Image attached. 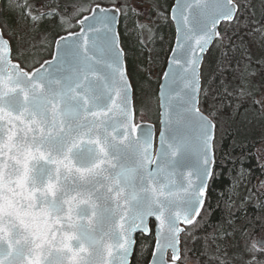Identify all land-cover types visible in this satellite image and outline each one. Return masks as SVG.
Here are the masks:
<instances>
[{"label": "snow or ice", "instance_id": "obj_1", "mask_svg": "<svg viewBox=\"0 0 264 264\" xmlns=\"http://www.w3.org/2000/svg\"><path fill=\"white\" fill-rule=\"evenodd\" d=\"M17 7L34 29L56 21L66 34L57 35L50 58L29 63L36 53L19 41L14 47L9 29L0 27V264H130L134 234L149 233L153 219L151 264H166L168 248L175 264L180 225L197 222L216 176L219 113L212 109L219 97L209 87L201 100V64L223 40L220 26L251 5L175 0L176 42L160 84L158 135L153 125L135 122L117 27L124 5L8 0L9 9ZM258 243H246L252 259L243 264H264L255 259L264 255V236ZM215 259L232 264L226 254Z\"/></svg>", "mask_w": 264, "mask_h": 264}, {"label": "trees", "instance_id": "obj_2", "mask_svg": "<svg viewBox=\"0 0 264 264\" xmlns=\"http://www.w3.org/2000/svg\"><path fill=\"white\" fill-rule=\"evenodd\" d=\"M35 1L17 0L16 3L34 5ZM69 1L73 0H44L43 4H68ZM151 4L154 6L152 11L158 10L164 15L151 19L145 36L139 32L141 49L133 50L129 38L123 32L121 35L134 86L137 115H147L159 129L157 91L161 74L157 76L156 84L151 77L155 69L163 68L175 32L169 10ZM248 4L251 7L239 15L240 21L244 20L242 24H232L234 28L228 46L224 49L213 46L203 64L204 87H210L212 94L219 97L212 109H218L219 113L215 121L216 176L210 183L202 214L181 237V261L190 259L195 264H219L215 257L224 259L226 254L232 264H243L252 259V255L244 250L246 243L250 245L255 232L264 229V169L259 167L255 151L264 140V109L260 110L254 99L249 98L252 90L264 85V0H252ZM4 7L5 0L1 6L0 25L9 29L15 47L16 33L21 38L29 36L32 24L22 17L20 7L8 11ZM68 12H72L70 7ZM136 18L133 17V21ZM44 34L43 42L29 51H39V59L50 57L57 37L53 29ZM146 46H151V51ZM152 85L156 86L153 93ZM244 85V94H241ZM143 92L150 103L151 115L140 111ZM154 244L153 230L149 236L138 235L131 264H148ZM238 254H243V260L236 258ZM255 259L264 262V255L257 252Z\"/></svg>", "mask_w": 264, "mask_h": 264}, {"label": "rangeland", "instance_id": "obj_3", "mask_svg": "<svg viewBox=\"0 0 264 264\" xmlns=\"http://www.w3.org/2000/svg\"><path fill=\"white\" fill-rule=\"evenodd\" d=\"M43 1L44 0H36L35 2H33V4L34 5H43ZM148 1L147 0H77V1L73 0V1H69L67 3L68 4H83L85 7H88L89 5H93L95 3H100L102 5H107V4H111V3H113V4H117V3L122 4L123 3L122 5H124L125 7L121 8L122 12L124 13L125 11H127L128 14H127V16H125V18H126L125 22H123V24H121V32L124 33L125 37L129 38L130 47L132 49L134 48V49L139 51L141 49L140 45H138L139 40H140L139 39V32H141L145 36L147 34V31H148V25L151 24V22H152L151 19L156 20L159 16L161 17L162 15H164L158 10L152 11L154 6L151 4V2L162 7L164 10H169L174 0H148ZM133 9H135L134 12L132 11ZM5 10L6 11L9 10L8 0H5ZM44 10L46 11V9H44ZM70 13L71 12H69V14ZM130 13H133L137 17L134 21H133L132 17L129 15ZM73 23H74V21H73ZM138 25L144 26V27L141 28V27H138ZM52 29L55 31L56 35H61V34L66 33L65 30H63L59 27L58 22L45 20L44 22H42L40 24L38 29H34L33 26L31 25V33L29 36H25L24 38H21L16 33V35H15L16 45H17V42L19 41V42L23 43L25 45V47L28 48V51H31L32 49L36 48L37 44H41L43 42L44 36H45L44 33L48 32V30H52ZM74 29H69V30H74ZM76 29H77V27H76ZM54 44H53V48H54ZM32 45H34L35 47H30ZM146 48H147V46H146ZM147 50L151 51V46L148 47ZM32 52L36 53V55L34 57L29 58V61H31V62L33 61V59H39L40 58L39 51H32ZM42 56L44 57L45 55L42 54ZM155 71H157L155 76L159 77V75L162 72V68L160 70L155 69ZM148 72H150V70H148ZM151 78L153 79V81H155V84H156L157 78H154V77H151ZM151 89H152V93L155 92L156 86L152 85ZM143 93H144V95L141 99L140 111L142 113H146V114L151 115V111H149V110H151V108L149 109L150 103L148 101V98L146 97V93L145 92H143ZM142 115L146 116L145 114H142ZM154 115H157V110H154Z\"/></svg>", "mask_w": 264, "mask_h": 264}, {"label": "water", "instance_id": "obj_4", "mask_svg": "<svg viewBox=\"0 0 264 264\" xmlns=\"http://www.w3.org/2000/svg\"><path fill=\"white\" fill-rule=\"evenodd\" d=\"M1 2H2V0H0V7H1ZM174 4H175V1H174ZM174 4H173V5H174ZM117 5H118V4H117ZM101 6H102V7H111V6H113V5H107V6H106V5H101ZM118 6H119V5H118ZM170 12H171V11H170ZM85 15H88V13L85 14ZM117 15L119 16V24L117 25L118 30H119L120 18H121V9H120V13H117ZM172 22H173L174 27H175V39H174V44H173V47H172V48H174V47H175V42H176V25H175V22H174V21H172ZM0 27H1V26H0ZM76 31H79V29L76 30ZM65 34H66V33H65ZM65 34H62V35H65ZM121 46H122V44H121ZM122 47H123V46H122ZM210 47H211V46H210ZM54 49H55V44H54ZM54 49H53V51H54ZM209 49H210V48H209ZM207 52H208V51H207ZM207 52L204 54V58H205V55L207 54ZM171 55H172V52H170L169 57H170ZM169 57H168V59H169ZM203 62H204V59H203L202 64H201V72H200V76H201V73H202V65H203ZM167 65H168V60H167V64H166L165 70H167ZM165 70H164V71H165ZM129 79H130V77H129ZM130 80H131V79H130ZM162 82H163V75H162V77H161L160 84H161ZM201 83H202V77H201ZM158 98H159V105H160V85H159V89H158ZM133 107H134V110H135V102H134V87H133ZM159 108H160V106H159ZM160 111H161V109H160ZM160 111H159V123H160ZM135 122L138 123V124L143 122L144 124L153 125V126L155 127V129H156V124L153 123V122H151L150 120L144 118L143 116H140L139 118H137V117H136V110H135ZM159 129H160V125H159ZM215 132H216V129H215ZM157 135H158V132H157ZM214 167H215V164H214V166H213V170H214ZM210 182H211V180H209V185H210ZM208 189H209V188H208ZM207 192H208V190H207ZM207 192H206V194H205V202H206V198H207ZM204 206H205V205H204ZM202 211H203V209L201 210V213H202ZM199 217H200V216H199ZM199 217H197V220H198ZM152 225H153V227H154L153 230H154V238H155V244H154L153 251H152V253H153V252L155 251V249H156V234H155L156 222H155L154 219L149 221V227H150V229H151V231H150L149 233H141V232H137V233L134 234V238H135L136 243H137V236H138V235L149 236V235L151 234V232H152ZM180 227L184 228L185 231H186V228L189 227V226H186V225L181 224ZM185 231H183V232H181V233L179 234V253H180V259H181V236H182V234H183ZM136 243H135V245L133 246V254L129 257L130 264H131V262H132V258H133L134 251H135V247H136ZM169 254L171 255V257H169ZM172 255H173V252H172V249H171V248H168V249L165 250L164 259H165L166 264H173V262H172ZM152 259H153V256L151 255L148 264H151ZM180 259L177 260V261L175 262V264H193L192 262H188V261L185 262V263H180Z\"/></svg>", "mask_w": 264, "mask_h": 264}, {"label": "flooded vegetation", "instance_id": "obj_5", "mask_svg": "<svg viewBox=\"0 0 264 264\" xmlns=\"http://www.w3.org/2000/svg\"><path fill=\"white\" fill-rule=\"evenodd\" d=\"M250 1H252V0H242V1L239 0V3L248 4ZM242 21H244V20H242ZM242 21H240V18H239L238 21H233L231 24H228V25L222 24L220 27V32L222 33L224 38H223V40L218 39L216 42H214V49H219V48L224 49L226 46H228L230 39L232 37L231 31L234 28L232 26V24L234 22H236V24L238 25ZM257 41H259V40H257ZM204 86H205V84H204ZM204 86L202 87V98H201V100H203V97H204V91H203V89H205ZM255 89L256 90H252L249 93V95H250L249 98L254 99L255 102L259 101V103H257V104L259 105L260 110H263L264 109V85L261 87L255 88ZM263 143H264V140L260 141L259 144L255 148L256 155L258 157V161L260 162V163L258 162V165L262 169H264V149H262L260 147V145ZM254 236L255 237H253V240L257 241V248H259L260 246L258 244V239H260L262 236H264V229H260L259 231L255 232ZM182 263H184V262H182Z\"/></svg>", "mask_w": 264, "mask_h": 264}, {"label": "bare ground", "instance_id": "obj_6", "mask_svg": "<svg viewBox=\"0 0 264 264\" xmlns=\"http://www.w3.org/2000/svg\"><path fill=\"white\" fill-rule=\"evenodd\" d=\"M94 5V4H93ZM102 5V4H101ZM123 13V12H122ZM132 18L135 17V15L133 13H130L129 14ZM123 17H125L124 15H122ZM126 18H124V22H125ZM79 29V28H78ZM122 46L124 48V45H123V37H122ZM54 49V48H53ZM125 49V48H124ZM126 64H127V59H126ZM128 67V66H127ZM212 181V180H211ZM211 183V182H210ZM210 186V185H209ZM207 196H208V192H207ZM208 198V197H207ZM207 198H206V202H207ZM206 202H205V205H206Z\"/></svg>", "mask_w": 264, "mask_h": 264}]
</instances>
